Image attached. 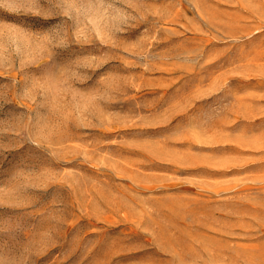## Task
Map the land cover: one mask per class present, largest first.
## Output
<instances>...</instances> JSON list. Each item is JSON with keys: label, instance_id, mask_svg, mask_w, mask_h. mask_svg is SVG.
<instances>
[{"label": "rangeland", "instance_id": "1", "mask_svg": "<svg viewBox=\"0 0 264 264\" xmlns=\"http://www.w3.org/2000/svg\"><path fill=\"white\" fill-rule=\"evenodd\" d=\"M0 264H264V0H0Z\"/></svg>", "mask_w": 264, "mask_h": 264}]
</instances>
